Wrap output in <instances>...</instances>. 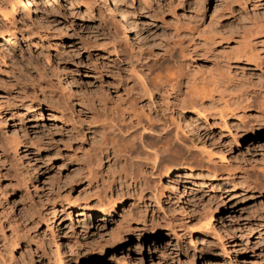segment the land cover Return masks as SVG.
Returning <instances> with one entry per match:
<instances>
[{"label":"rangeland","instance_id":"374dc122","mask_svg":"<svg viewBox=\"0 0 264 264\" xmlns=\"http://www.w3.org/2000/svg\"><path fill=\"white\" fill-rule=\"evenodd\" d=\"M7 1L0 0V264H264V188L242 186L244 176L264 180V49L249 52L242 40L247 23L263 18L264 0L232 10L230 0H107L111 9L92 0L89 11L35 0L38 9L20 6L13 18ZM98 8L107 10L103 18ZM124 19L129 52H168L174 62L166 65L179 68L177 88L154 97L158 112L178 121L180 137L178 151L143 169L154 195L117 180L119 160L104 154L92 123L99 112L121 121L159 117L123 87L110 42ZM178 165L170 180L161 177ZM114 200L113 214L99 213Z\"/></svg>","mask_w":264,"mask_h":264},{"label":"bare ground","instance_id":"6f19581e","mask_svg":"<svg viewBox=\"0 0 264 264\" xmlns=\"http://www.w3.org/2000/svg\"><path fill=\"white\" fill-rule=\"evenodd\" d=\"M69 1L76 3V4L83 3V5L88 9V11L92 9L91 8L92 7V0H69ZM246 1L247 0H230L227 3V9L232 10L233 5L236 6L239 4H242L244 7V5L246 4ZM102 2H104V4L111 9V5L109 4V1L103 0ZM6 3H8V6H7L8 9L7 10H9L7 13H10L12 18L16 15V13H18L20 6L22 7L23 10H25V9H27V5L28 6L31 5V7L34 9V11L38 7L37 6L35 8V6L32 4V3H38L35 0H9ZM57 3H58V0H41V4L43 5V7L50 8V9L56 7ZM224 6H225V4H224ZM214 7H215L214 13L219 12L221 9V8L217 7V5H215ZM98 9H99L98 12H100L99 14H101V11H105V9L104 10H102L100 8H98ZM227 9H225V10H227ZM115 11H117V12L113 11L114 15L119 13V16H120L122 14L117 5H115ZM105 12H107V10ZM103 13L104 12H102V14H101L102 18H103V16H102ZM250 19H251V17H250ZM113 24L115 25V23H113ZM247 24L248 25L246 26L245 30H244V28H243L244 31L242 30L244 33V34H242V35H244L242 37L243 38L242 40H243V45H244L245 49L248 48L249 52H251L252 50H254V48H256L255 45H257V44H259L260 50H261V48L264 49V16H263V18H261V16H260V18H258V19H253V20L251 19L249 21V23H247ZM124 27H125V29H121L123 31L118 33V39L115 40L113 38V36H111L112 42H110L111 43V51L113 52L112 54L114 55L116 60L121 64V68L123 69V74H124L123 87L125 88V92L127 91L128 95L130 96L132 102H133L132 99H134V98L138 99L139 102L141 103V105H147L148 109L149 108L154 109V114L155 113L158 114L159 117L156 119V121H157L156 122L152 119V117H149V116H151L152 113L149 114V116L147 114H145V118H142V117H140V115H138L137 112H134V113H137V115L136 114H134L133 116L128 115V120H125L123 117H121V118H123L121 121L120 119H117L118 117H116V119L114 120V118H113L114 116L112 117L111 114L108 115L102 111L103 113H100V112L95 113L94 118L92 119L93 120L92 123H94L93 125L95 128H99L100 132H102L103 143H104L103 144L104 145V154H106L107 152L111 153L115 159L119 160V163H120V166H119L120 169L119 170L120 171H118V174H116L117 180L120 182H126L128 185L131 183L136 184V185H138L139 190L142 191V189H147L150 192H152L154 195L155 190L157 189L156 184L154 181L152 184L148 183L150 181V179L148 181V177L146 176L143 169L144 168H151L154 163L159 161V159L162 157L164 152L167 153L166 152L167 150H169L171 152V148L175 149V147H176L177 151H178L179 150L178 146H180V143H178L180 137H179L178 131H177V125H178L177 122L178 121H175L174 119L170 118L169 116H171V115H168V117H169V120H168L166 117L167 115L164 114L163 112H161L160 110H159L160 111V113H159L158 112L159 107H158V109L156 108L157 103L155 101L156 98L154 99V97L159 93L163 94L165 91L166 92L167 91H173L175 88H177V85H178L177 76H178V69L179 68H177L178 66H173L171 68V67L166 65L167 61L172 60V62H174L173 58H171L172 55L169 54L168 52L167 53L165 52V53L160 54L159 56L153 57V58H150L148 55H143L141 53L131 52V50L129 52L128 49L126 48V45L128 46L127 34L132 27H131V24L127 20H125ZM2 39L4 42H6V41H9L11 38H10V35L5 34L2 36ZM242 50H244V49H242ZM258 50L259 49L257 48V51ZM256 53H258V52H256ZM250 55L254 56V54H251V53H250ZM255 56H256V54H255ZM261 56H263V54ZM258 57L260 59L259 54H258ZM261 60L262 59H260V61ZM175 62H177V61H175ZM219 73H220V71H219ZM223 75H224V73H223ZM225 75H227V74L225 73ZM227 77H230V76H227ZM227 79H230V78H227ZM189 99L191 100V103H189V104L191 106H193L194 108H196V109L193 108L195 110L194 112L196 113V115L199 117H205L208 110L202 106V103L197 104V102H199V101L192 100L193 97H192V99L191 98H189ZM160 109L163 110V108H160ZM142 110H143V108H142ZM132 112H133V110H132ZM119 114L122 116L124 115L121 112H119ZM130 114H132V113H130ZM154 119H155V117H154ZM178 128H180V126H178ZM115 137H117V138L119 137L120 141L119 142L117 141V142L120 144H118L116 141H115L116 143H114V140H116ZM147 137H151L153 140H151V138H150V140H147L146 139ZM121 141H122V143H121ZM101 145H102V143H101ZM101 150H103V148ZM172 151H173V149H172ZM208 153H209V151H208ZM101 155H103V154L100 153L97 157V165H98V163H100V159H101L100 156ZM96 156H95V158H96ZM92 163H95L94 160L92 162H90V164H91L90 166H93ZM90 169L91 168H88V170H89V171H87L88 173H91L94 170V169H92V170H90ZM179 171H182L181 166H179V165L174 166L172 168H168V169L164 170L161 177H164V178H167L168 180H170L171 175L175 174ZM212 174H213V172H212ZM252 177H254V176H252ZM159 180H160V178H159ZM256 181L258 182V180L256 178L251 179L248 176H244L242 178V186L244 187V189H249V190H254V189H256L257 186L263 189L264 188V180H263V182L258 183V185H257ZM118 203H120V202H116L114 200L111 202V204H109L111 206L102 207L98 211L102 215H111L118 208ZM80 205L81 204H79L78 206H80ZM217 209L214 210L215 214H218ZM210 210L211 209H209L208 212L203 214L204 215L203 216L204 221H202V224L200 223V227L203 229H207L208 225H210V222L213 219V216L211 215ZM79 211H80L79 212L80 214L84 213L82 208H80ZM198 243L203 244L204 240H200V242H198ZM153 251L154 250H151V252H153ZM125 256H127V255H125ZM119 257L120 258L122 257L123 259L125 258L124 254H122V253L120 254Z\"/></svg>","mask_w":264,"mask_h":264}]
</instances>
